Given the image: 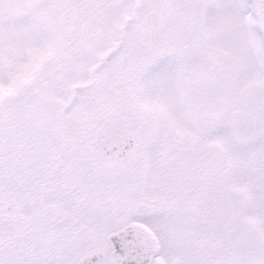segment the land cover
I'll return each mask as SVG.
<instances>
[{
    "label": "snow or ice",
    "instance_id": "obj_1",
    "mask_svg": "<svg viewBox=\"0 0 264 264\" xmlns=\"http://www.w3.org/2000/svg\"><path fill=\"white\" fill-rule=\"evenodd\" d=\"M0 264H264V0H0Z\"/></svg>",
    "mask_w": 264,
    "mask_h": 264
}]
</instances>
